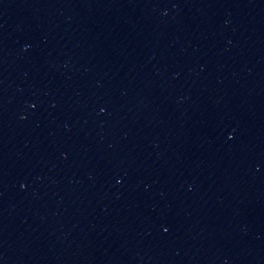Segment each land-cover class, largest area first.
Returning <instances> with one entry per match:
<instances>
[{
    "label": "water",
    "instance_id": "water-1",
    "mask_svg": "<svg viewBox=\"0 0 264 264\" xmlns=\"http://www.w3.org/2000/svg\"><path fill=\"white\" fill-rule=\"evenodd\" d=\"M0 264H264V0H0Z\"/></svg>",
    "mask_w": 264,
    "mask_h": 264
}]
</instances>
